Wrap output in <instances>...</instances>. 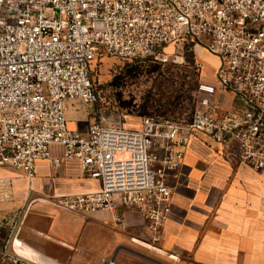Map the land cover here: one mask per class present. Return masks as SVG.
<instances>
[{
  "label": "built area",
  "instance_id": "1",
  "mask_svg": "<svg viewBox=\"0 0 264 264\" xmlns=\"http://www.w3.org/2000/svg\"><path fill=\"white\" fill-rule=\"evenodd\" d=\"M180 43L219 59L217 84H201L189 120L149 114L139 128L70 126L72 101L98 102L94 66L102 57L163 60ZM218 93H232L236 107L221 110ZM195 139L264 177V0H0V167L32 180L40 160L52 168L76 160L100 182L95 191L31 200L30 191L9 216L14 232L39 200L85 218L111 213L118 231L126 228L119 207H135L159 233L173 211L167 177Z\"/></svg>",
  "mask_w": 264,
  "mask_h": 264
},
{
  "label": "crops",
  "instance_id": "2",
  "mask_svg": "<svg viewBox=\"0 0 264 264\" xmlns=\"http://www.w3.org/2000/svg\"><path fill=\"white\" fill-rule=\"evenodd\" d=\"M210 57L216 58L218 66L219 59ZM219 94L221 110L236 107L237 99L232 93ZM80 102H71L67 117L72 128L87 133L94 121L89 124L84 121L87 113L79 112L76 103ZM52 150L62 156L61 147L52 146ZM217 151L214 146L195 139L182 167L169 173L173 211L165 228L157 234L159 244L148 237L155 233L140 211L120 206L117 215L122 216L126 228L117 231L114 238L117 246L126 248L124 253L131 256L132 263L124 257L119 262L122 251L115 250L111 257L120 264H139L144 259L154 264H264V177L237 161L226 160ZM99 188L98 180L82 175L76 160H66L58 168L40 160L32 180L19 171L0 167V264H15L17 257L21 258L20 264H67V261L40 258L34 243L40 239L39 235L54 237L64 231L62 212L81 215L36 200L16 236L11 234L9 216L25 205L30 191L31 200L40 196L35 191L51 190L47 193L54 195ZM37 204L40 206L36 208ZM95 217L104 227L116 225L111 213H99ZM17 239L23 241L22 247L15 243ZM29 256L36 258L35 263L24 258Z\"/></svg>",
  "mask_w": 264,
  "mask_h": 264
},
{
  "label": "rangeland",
  "instance_id": "3",
  "mask_svg": "<svg viewBox=\"0 0 264 264\" xmlns=\"http://www.w3.org/2000/svg\"><path fill=\"white\" fill-rule=\"evenodd\" d=\"M200 39L205 45L212 41L209 34L200 35ZM210 56L212 54L209 52L194 48L189 43L169 47L163 60L127 61L104 56L94 66L98 102H80L76 105L80 113H87L84 121L88 124L97 121L139 128L142 117L149 114L189 120L197 109L201 84H217V60ZM49 191L35 193L49 196ZM32 206L33 203L26 209V214ZM39 206L37 204L36 208ZM61 216L64 224L61 234L54 237L39 235L40 239H36L34 245L40 258L62 263L67 261V264H105V260L118 249L114 238L118 231L115 226L104 227L96 218H82L65 211ZM9 228L15 236L20 232L18 227L17 232H14L13 227ZM157 234L148 237L159 244L160 235ZM15 243L20 247L24 245L21 239ZM125 250H121L119 262L125 258L128 263H132L131 256L124 253ZM141 261L139 264H154L145 259Z\"/></svg>",
  "mask_w": 264,
  "mask_h": 264
},
{
  "label": "water",
  "instance_id": "4",
  "mask_svg": "<svg viewBox=\"0 0 264 264\" xmlns=\"http://www.w3.org/2000/svg\"><path fill=\"white\" fill-rule=\"evenodd\" d=\"M122 249H126V248H124V247H119V248L117 249V252L121 251Z\"/></svg>",
  "mask_w": 264,
  "mask_h": 264
},
{
  "label": "bare ground",
  "instance_id": "5",
  "mask_svg": "<svg viewBox=\"0 0 264 264\" xmlns=\"http://www.w3.org/2000/svg\"><path fill=\"white\" fill-rule=\"evenodd\" d=\"M24 258L35 263V260H33V259H30V258H27V257H24Z\"/></svg>",
  "mask_w": 264,
  "mask_h": 264
},
{
  "label": "trees",
  "instance_id": "6",
  "mask_svg": "<svg viewBox=\"0 0 264 264\" xmlns=\"http://www.w3.org/2000/svg\"><path fill=\"white\" fill-rule=\"evenodd\" d=\"M99 61H100V60H99ZM99 61H98V62H99ZM98 62H97V63H98Z\"/></svg>",
  "mask_w": 264,
  "mask_h": 264
}]
</instances>
